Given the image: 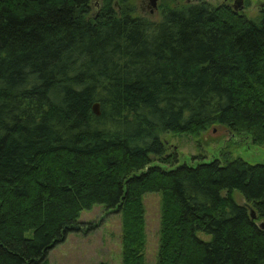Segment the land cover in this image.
Listing matches in <instances>:
<instances>
[{
    "label": "trees",
    "instance_id": "16d2710c",
    "mask_svg": "<svg viewBox=\"0 0 264 264\" xmlns=\"http://www.w3.org/2000/svg\"><path fill=\"white\" fill-rule=\"evenodd\" d=\"M93 1L0 0V264H53L96 204L122 215L123 264H147L154 191L157 264H264V163L177 164L164 138L264 144V10L164 0L154 20L100 0L94 19Z\"/></svg>",
    "mask_w": 264,
    "mask_h": 264
},
{
    "label": "rangeland",
    "instance_id": "374dc122",
    "mask_svg": "<svg viewBox=\"0 0 264 264\" xmlns=\"http://www.w3.org/2000/svg\"><path fill=\"white\" fill-rule=\"evenodd\" d=\"M178 3L195 0H177ZM174 0V2H177ZM200 1V0H197ZM213 4H222V0H206ZM233 2V1H232ZM137 15H146L154 20L162 16L164 0H158L157 8L149 5L150 0H132ZM249 3V4H247ZM116 8L120 10L116 2ZM102 10H98L99 14ZM264 10V0H244L239 10L251 19H257ZM93 7L92 17L96 19ZM170 151H177L179 162L197 165L200 162L242 158L249 163H264V144L255 143L251 134H237L223 125H215L201 135L166 133ZM235 197L243 203L244 197L236 191ZM146 210L147 243L145 255L147 264H157L160 249L161 229V192H146L143 195ZM80 221L81 231L70 232L67 239L54 246L48 254L53 264H123V223L120 212L108 210L103 204H96L90 210H84ZM204 238L209 235L201 234Z\"/></svg>",
    "mask_w": 264,
    "mask_h": 264
},
{
    "label": "water",
    "instance_id": "95a60500",
    "mask_svg": "<svg viewBox=\"0 0 264 264\" xmlns=\"http://www.w3.org/2000/svg\"><path fill=\"white\" fill-rule=\"evenodd\" d=\"M157 1L158 0H153V4H154V6L156 7L157 6ZM189 1V0H188ZM195 1H197V0H195ZM92 4H93V7H94V9L96 10L95 12H96V14H95V16H97V12H98V10H100V8H101V2H100V0H94L93 2H92ZM234 9H236V10H241L243 7H244V0H235V2H234ZM93 111L95 112V114L96 115H101V107H100V102H95L94 103V105H93ZM252 216H253V218H255L256 216L254 215V213L252 214ZM260 225L262 226V227H264V223H260Z\"/></svg>",
    "mask_w": 264,
    "mask_h": 264
},
{
    "label": "flooded vegetation",
    "instance_id": "af4514ba",
    "mask_svg": "<svg viewBox=\"0 0 264 264\" xmlns=\"http://www.w3.org/2000/svg\"><path fill=\"white\" fill-rule=\"evenodd\" d=\"M234 2H235V0H222V4H230L232 6H234ZM157 3H158V1H157ZM149 5H151L153 8H157V6L156 7L154 6L153 0H150Z\"/></svg>",
    "mask_w": 264,
    "mask_h": 264
},
{
    "label": "bare ground",
    "instance_id": "6f19581e",
    "mask_svg": "<svg viewBox=\"0 0 264 264\" xmlns=\"http://www.w3.org/2000/svg\"><path fill=\"white\" fill-rule=\"evenodd\" d=\"M99 14H97V16H98ZM97 16H95V17H97Z\"/></svg>",
    "mask_w": 264,
    "mask_h": 264
}]
</instances>
